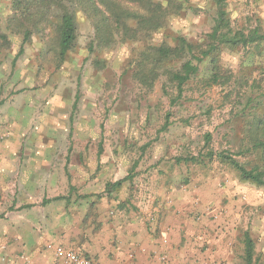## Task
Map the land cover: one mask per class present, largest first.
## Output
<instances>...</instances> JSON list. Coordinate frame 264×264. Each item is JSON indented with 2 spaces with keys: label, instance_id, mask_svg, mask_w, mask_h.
I'll list each match as a JSON object with an SVG mask.
<instances>
[{
  "label": "rangeland",
  "instance_id": "obj_1",
  "mask_svg": "<svg viewBox=\"0 0 264 264\" xmlns=\"http://www.w3.org/2000/svg\"><path fill=\"white\" fill-rule=\"evenodd\" d=\"M186 1L200 9L171 16L168 29L155 33L152 43L174 44V37L184 36L206 47L212 0ZM258 1L229 0L234 28L256 26L264 14ZM13 2L0 0V237L8 238L0 240V254L15 248L12 253L28 256L31 241H43L42 249L66 264V251L75 250L53 232L63 219L86 211L90 221L101 207L109 210L118 194L136 207L135 201L145 202L152 191L166 189L195 197V205L218 224L215 231L225 225L228 264H244L246 231L255 241V258L264 261V186L243 181L218 160H176L206 151L208 133L210 148L234 154L248 168L261 159L262 150H246L257 119H264V61L257 58L256 64H262L256 69L245 63L244 49L224 48L219 61L232 74L230 80L208 86L202 74L176 101L177 91L165 76L154 87L135 77L141 43L119 42L92 51L93 29L80 14L77 43L60 61L51 30L35 31L23 43L18 22L10 21L17 12ZM259 24L264 31V23ZM240 149L245 154L238 155ZM121 180L119 187L109 188L112 197H98L109 183ZM198 191L214 197L205 201ZM61 196L70 201L65 204ZM46 199L53 201L46 204ZM200 218L201 212L195 219ZM75 228L82 243L100 239L94 222Z\"/></svg>",
  "mask_w": 264,
  "mask_h": 264
},
{
  "label": "trees",
  "instance_id": "obj_2",
  "mask_svg": "<svg viewBox=\"0 0 264 264\" xmlns=\"http://www.w3.org/2000/svg\"><path fill=\"white\" fill-rule=\"evenodd\" d=\"M229 0H212V28L206 38V47L190 41L184 36L174 37V44L168 42L152 43L155 33L169 27L170 17L187 10L196 12L200 8L188 6L183 0H14L11 23L23 35V43L32 39L35 31L51 30L57 45L58 57L64 61L75 47L78 39V15L84 14L93 29L90 49H105L122 42L141 43L137 56L134 75L140 82L154 87L159 79L166 77L177 91L175 100H179L185 86L203 74L202 79L208 86L227 83L232 74L220 63L219 53L224 48L246 51V64L258 69L264 61V31L260 24L250 28H234L228 10ZM24 51L22 47L15 57ZM207 68L204 69V65ZM250 66V67H251ZM252 101V99H250ZM257 124V125H256ZM256 133L252 135V145L240 149L237 154L246 151L262 150L261 159L252 167H247L234 154L226 150H214L209 147L212 137L206 134L207 150L198 155L177 157L178 162L206 163L218 160L235 169L239 177L246 182L264 186V119H257ZM167 125L164 126L166 128ZM259 130L262 134L258 135ZM246 150V151H245ZM121 181L109 183L108 189L119 187ZM108 194H112L108 191ZM244 264H264L255 258V241L250 232L245 233Z\"/></svg>",
  "mask_w": 264,
  "mask_h": 264
},
{
  "label": "crops",
  "instance_id": "obj_3",
  "mask_svg": "<svg viewBox=\"0 0 264 264\" xmlns=\"http://www.w3.org/2000/svg\"><path fill=\"white\" fill-rule=\"evenodd\" d=\"M259 1L264 10V0ZM259 22L264 23V14L257 17L255 24ZM108 191L111 190L106 188L103 195L98 194V197H112L113 191L112 194H108ZM151 194L152 199L145 202L135 201L136 207L130 205L127 197L118 194L110 200L109 210L107 207H101L90 221L86 217V211L73 220L68 216V219H63L62 223L54 227L55 238L76 252L85 251L88 254L86 256L96 264L229 263L231 253L226 244L228 233L223 231L226 229L225 225L218 228L222 232L218 234V229L215 231L218 224H213L214 221L209 218L211 213L209 215L206 211L204 214L202 207L195 205V197L182 192L167 193L166 189L152 191ZM195 194L205 195V201L214 197L212 192L198 191ZM54 197L55 195H52L50 198ZM69 197L58 198L66 204L70 201ZM52 201L44 200L46 204ZM199 212L201 218L196 220ZM0 218H3V215H0ZM87 222L100 226V239L95 244H89L87 241L82 243L77 239L79 232L75 226L78 224L82 227ZM0 240L5 241L8 238L0 237ZM42 248L43 241H31L28 256L12 253L15 250L12 248L8 253L0 254V264H65L55 257L51 250Z\"/></svg>",
  "mask_w": 264,
  "mask_h": 264
},
{
  "label": "built area",
  "instance_id": "obj_4",
  "mask_svg": "<svg viewBox=\"0 0 264 264\" xmlns=\"http://www.w3.org/2000/svg\"><path fill=\"white\" fill-rule=\"evenodd\" d=\"M58 252L59 254L63 253L61 248L58 249ZM66 264H96V262L81 253L69 250L66 251Z\"/></svg>",
  "mask_w": 264,
  "mask_h": 264
}]
</instances>
